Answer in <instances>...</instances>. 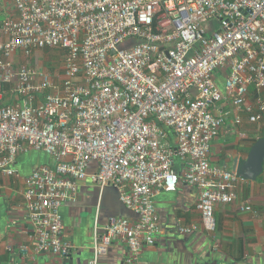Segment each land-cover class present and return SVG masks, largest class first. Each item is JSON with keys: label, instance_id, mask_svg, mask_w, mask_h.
<instances>
[{"label": "built area", "instance_id": "1", "mask_svg": "<svg viewBox=\"0 0 264 264\" xmlns=\"http://www.w3.org/2000/svg\"><path fill=\"white\" fill-rule=\"evenodd\" d=\"M12 4L0 22V179L18 175L30 151L52 161L26 181L35 253L72 255L63 209L84 181L101 193L114 188L136 216L111 217L103 235L97 229L92 264L118 239L129 248L126 263H139L156 245V197L181 182L198 190L202 218L179 232L214 233L216 206L236 203L242 181L211 161L231 115L221 103L264 122V0ZM46 49L63 51L60 76L35 65Z\"/></svg>", "mask_w": 264, "mask_h": 264}, {"label": "crops", "instance_id": "2", "mask_svg": "<svg viewBox=\"0 0 264 264\" xmlns=\"http://www.w3.org/2000/svg\"><path fill=\"white\" fill-rule=\"evenodd\" d=\"M12 13V0H0V22ZM254 94L250 101H255ZM7 100L14 102L11 96ZM221 105L231 115L214 142L211 161L235 170V162L246 160L253 145L264 137V122L252 124L245 110H236L227 102ZM47 164H52L47 154L30 151L20 156L16 164L18 175L0 179V264H92L97 229L103 235L111 217L136 218L120 202L114 188L101 193L96 185L84 181L78 201L63 209L66 239L74 247L72 255L61 259L50 253L36 254L35 232L24 194L32 171ZM238 193L236 203L216 206L214 233L202 228L191 235L181 234L179 227L201 226L198 190L181 182L176 192L160 193L155 199L161 217L156 245L145 249L137 264H264V174L257 181L242 179ZM23 247L29 251L23 253ZM128 256L127 244L118 239L98 258L97 264H127Z\"/></svg>", "mask_w": 264, "mask_h": 264}, {"label": "water", "instance_id": "3", "mask_svg": "<svg viewBox=\"0 0 264 264\" xmlns=\"http://www.w3.org/2000/svg\"><path fill=\"white\" fill-rule=\"evenodd\" d=\"M235 170L246 181H257L264 174V137L253 145L246 160L235 162Z\"/></svg>", "mask_w": 264, "mask_h": 264}, {"label": "rangeland", "instance_id": "4", "mask_svg": "<svg viewBox=\"0 0 264 264\" xmlns=\"http://www.w3.org/2000/svg\"><path fill=\"white\" fill-rule=\"evenodd\" d=\"M36 58L38 61L35 65L44 68L46 71L60 76L63 71L64 66V54L61 50L46 49L40 52Z\"/></svg>", "mask_w": 264, "mask_h": 264}, {"label": "trees", "instance_id": "5", "mask_svg": "<svg viewBox=\"0 0 264 264\" xmlns=\"http://www.w3.org/2000/svg\"><path fill=\"white\" fill-rule=\"evenodd\" d=\"M220 85H221V87L223 88V86H222V83L220 82ZM7 98H9L8 96H7ZM7 98H6V101H5V103H9L8 102V100H7Z\"/></svg>", "mask_w": 264, "mask_h": 264}]
</instances>
